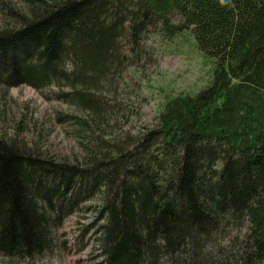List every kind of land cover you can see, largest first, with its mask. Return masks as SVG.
<instances>
[{
  "label": "trees",
  "instance_id": "trees-1",
  "mask_svg": "<svg viewBox=\"0 0 264 264\" xmlns=\"http://www.w3.org/2000/svg\"><path fill=\"white\" fill-rule=\"evenodd\" d=\"M19 3L0 0L1 98L56 87L80 155L0 128V256L46 254L64 216L94 208L96 264H264V0ZM181 40L207 82L126 129L121 76Z\"/></svg>",
  "mask_w": 264,
  "mask_h": 264
},
{
  "label": "rangeland",
  "instance_id": "rangeland-1",
  "mask_svg": "<svg viewBox=\"0 0 264 264\" xmlns=\"http://www.w3.org/2000/svg\"><path fill=\"white\" fill-rule=\"evenodd\" d=\"M20 5L19 0H13ZM0 15V22H2ZM185 40L170 45L165 53L154 47L149 50V58L142 61L143 70L132 67V75L124 73L118 81L123 101H134L138 113L131 114L129 127H140L153 123L158 106L165 94L193 93L202 88L210 77L212 63L195 47ZM0 90V108L3 121L0 128L8 134H18L30 141H39L43 149L56 158L73 159L80 155L77 142L69 126L59 117L74 113L75 109L62 100L54 86L36 89L30 85L7 88L4 98ZM128 96V97H125ZM23 128L18 129V123ZM89 203L98 205V199ZM100 222L96 210L76 212L64 216L57 228L53 247L46 254L37 257L10 260L0 256V264H96L101 259L94 250L93 230Z\"/></svg>",
  "mask_w": 264,
  "mask_h": 264
}]
</instances>
